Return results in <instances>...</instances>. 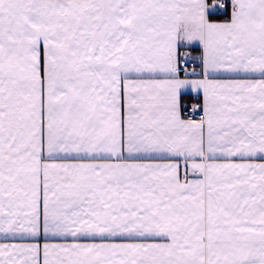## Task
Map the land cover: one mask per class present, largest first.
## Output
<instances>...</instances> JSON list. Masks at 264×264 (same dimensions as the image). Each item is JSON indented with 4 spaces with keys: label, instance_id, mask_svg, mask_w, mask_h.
<instances>
[{
    "label": "snow or ice",
    "instance_id": "1",
    "mask_svg": "<svg viewBox=\"0 0 264 264\" xmlns=\"http://www.w3.org/2000/svg\"><path fill=\"white\" fill-rule=\"evenodd\" d=\"M0 235L35 241L0 264H264V0H0Z\"/></svg>",
    "mask_w": 264,
    "mask_h": 264
},
{
    "label": "crops",
    "instance_id": "2",
    "mask_svg": "<svg viewBox=\"0 0 264 264\" xmlns=\"http://www.w3.org/2000/svg\"><path fill=\"white\" fill-rule=\"evenodd\" d=\"M226 3L229 5V8H230V0H225ZM209 2H212V0H209ZM213 19V18H212ZM228 19V17L226 19H223V20H218V19H213L215 21H219V22H223V21H226ZM194 56L196 55H199V51H194L192 53ZM197 71H199V68H197ZM219 79H230V78H233L231 77L230 75L228 74H224V75H221L219 77H217ZM253 78H262L260 77L258 74H256ZM193 96H196L195 93L191 92V90H184L183 92V103L188 101V100H191ZM200 100H202V94L201 96L199 97ZM259 162V161H258ZM183 171V170H181ZM41 236H42V233H41ZM30 242H35V241H31V240H13V239H4V237L2 235H0V243H30ZM44 239H43V236L40 240V243H41V246L42 244L44 243ZM41 261H42V253H41Z\"/></svg>",
    "mask_w": 264,
    "mask_h": 264
},
{
    "label": "built area",
    "instance_id": "3",
    "mask_svg": "<svg viewBox=\"0 0 264 264\" xmlns=\"http://www.w3.org/2000/svg\"><path fill=\"white\" fill-rule=\"evenodd\" d=\"M224 3H226L225 0H223ZM201 100L197 97V96H193L191 100H188L186 102H184V104L187 106V110H185L184 112V118L185 119H193V120H199L201 115H202V111L198 110L197 112L193 113L191 112V105L194 103H200Z\"/></svg>",
    "mask_w": 264,
    "mask_h": 264
},
{
    "label": "trees",
    "instance_id": "4",
    "mask_svg": "<svg viewBox=\"0 0 264 264\" xmlns=\"http://www.w3.org/2000/svg\"><path fill=\"white\" fill-rule=\"evenodd\" d=\"M227 17H228V13L225 12L223 15H216V16H213L212 18L218 19V20H223V19H226Z\"/></svg>",
    "mask_w": 264,
    "mask_h": 264
}]
</instances>
